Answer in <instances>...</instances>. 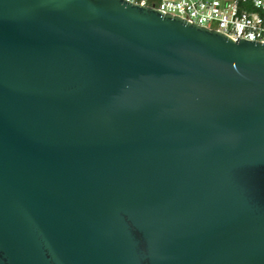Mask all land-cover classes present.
Wrapping results in <instances>:
<instances>
[{"label":"water","instance_id":"obj_1","mask_svg":"<svg viewBox=\"0 0 264 264\" xmlns=\"http://www.w3.org/2000/svg\"><path fill=\"white\" fill-rule=\"evenodd\" d=\"M0 264H264V43L0 0Z\"/></svg>","mask_w":264,"mask_h":264},{"label":"built area","instance_id":"obj_2","mask_svg":"<svg viewBox=\"0 0 264 264\" xmlns=\"http://www.w3.org/2000/svg\"><path fill=\"white\" fill-rule=\"evenodd\" d=\"M237 39L264 43V0H128Z\"/></svg>","mask_w":264,"mask_h":264}]
</instances>
